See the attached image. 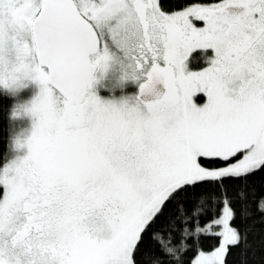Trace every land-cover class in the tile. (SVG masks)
I'll list each match as a JSON object with an SVG mask.
<instances>
[{
  "label": "snow or ice",
  "instance_id": "6c2138e0",
  "mask_svg": "<svg viewBox=\"0 0 264 264\" xmlns=\"http://www.w3.org/2000/svg\"><path fill=\"white\" fill-rule=\"evenodd\" d=\"M0 95V264H264V0H0Z\"/></svg>",
  "mask_w": 264,
  "mask_h": 264
},
{
  "label": "rangeland",
  "instance_id": "374dc122",
  "mask_svg": "<svg viewBox=\"0 0 264 264\" xmlns=\"http://www.w3.org/2000/svg\"><path fill=\"white\" fill-rule=\"evenodd\" d=\"M97 78V83L94 86L93 91L97 93L102 99L104 100H115L116 102H119L122 98L131 96L134 94L133 92H124L126 88H130L134 90L135 85L128 82L120 84L118 83L119 80V72L118 71H109L107 74L104 72L97 70L95 74ZM32 89H26L24 92L25 98L30 97L32 95ZM199 102L203 103L204 98L200 99ZM15 123V130L13 133V140H12V148H13V142L16 136V133L20 131L21 125L20 122L17 120H14ZM24 127L28 128L29 123L27 121L24 122ZM27 149L25 148L20 155H26ZM2 198V197H1Z\"/></svg>",
  "mask_w": 264,
  "mask_h": 264
},
{
  "label": "trees",
  "instance_id": "16d2710c",
  "mask_svg": "<svg viewBox=\"0 0 264 264\" xmlns=\"http://www.w3.org/2000/svg\"><path fill=\"white\" fill-rule=\"evenodd\" d=\"M124 92H136L129 87ZM200 100V98H198ZM12 100L8 97L0 95V156L9 153L12 150L13 133L15 130L14 120H10L9 106ZM4 161L0 160V167L3 166ZM3 195V187L0 186V198Z\"/></svg>",
  "mask_w": 264,
  "mask_h": 264
},
{
  "label": "flooded vegetation",
  "instance_id": "af4514ba",
  "mask_svg": "<svg viewBox=\"0 0 264 264\" xmlns=\"http://www.w3.org/2000/svg\"><path fill=\"white\" fill-rule=\"evenodd\" d=\"M200 26H203V22H200ZM212 54H213L212 50H209V55ZM198 98L200 99L204 98V102L206 101V96L203 93H201Z\"/></svg>",
  "mask_w": 264,
  "mask_h": 264
}]
</instances>
